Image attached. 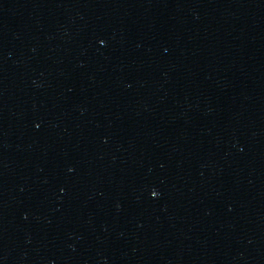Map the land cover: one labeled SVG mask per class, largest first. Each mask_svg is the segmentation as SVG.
I'll use <instances>...</instances> for the list:
<instances>
[{
    "label": "water",
    "instance_id": "1",
    "mask_svg": "<svg viewBox=\"0 0 264 264\" xmlns=\"http://www.w3.org/2000/svg\"><path fill=\"white\" fill-rule=\"evenodd\" d=\"M0 264H264V0H0Z\"/></svg>",
    "mask_w": 264,
    "mask_h": 264
},
{
    "label": "snow or ice",
    "instance_id": "2",
    "mask_svg": "<svg viewBox=\"0 0 264 264\" xmlns=\"http://www.w3.org/2000/svg\"><path fill=\"white\" fill-rule=\"evenodd\" d=\"M101 43H103V41H101ZM152 195H153V196H156V195H158V193H157L156 191H153V192H152Z\"/></svg>",
    "mask_w": 264,
    "mask_h": 264
}]
</instances>
